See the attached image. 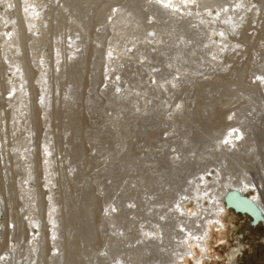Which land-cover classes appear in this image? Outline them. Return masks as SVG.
<instances>
[{
	"label": "rangeland",
	"instance_id": "rangeland-1",
	"mask_svg": "<svg viewBox=\"0 0 264 264\" xmlns=\"http://www.w3.org/2000/svg\"><path fill=\"white\" fill-rule=\"evenodd\" d=\"M49 1L41 0L44 7L42 17L47 12ZM92 1L96 0H65V10L59 6L54 7L51 16L47 15L44 25L41 24L40 39L29 40L22 36L23 52L16 54L24 59L27 84L32 81L31 93L35 100L32 104L28 98L26 103L29 105L27 121L30 120V126L34 127V131H31L35 145L30 149L34 150L32 159L36 171L32 185L40 203L38 220L41 229L34 227V231L44 241H54L58 237L64 239L60 251L53 248L55 243L52 240L49 244L46 243L42 249V263L170 264L175 259L176 252V247L170 242H166L164 248L152 244L143 245L144 240L148 242L154 237L151 230H156L154 223L161 218L159 210L167 208L183 192L191 191L190 183L197 181L202 174H216L217 170H221V179L236 180L247 169L259 172V167L264 164V18H260L262 25H258L256 30L251 28L256 26V22L245 21V26L244 22L237 23L235 27H238L233 28L230 33L234 47L221 53L223 59L215 58L218 51L206 43L209 26L196 25L195 29L199 28L197 34L186 23L176 24L172 18L167 19L169 25L167 24L165 34L163 33L167 38L164 42L160 41V45L165 44V49H156L158 52H153L150 60L139 59L137 56L132 59L142 63L146 60L160 67L166 65L167 68L172 62L175 66L170 67L171 74L174 71L183 74V82L175 92L166 88L171 81L170 74L159 89H143L144 83L141 80L151 78V83H155L152 76L145 75L149 67L138 68L136 65L139 64L133 65L129 62L126 78L115 76L117 84L106 86L112 74H107L105 49L94 52L89 57L78 58L75 62L69 61L74 70L68 73H63L55 66L49 68L48 63H45L47 84L50 85L46 84L44 92L38 83L40 67L43 68L44 65L39 60L40 56L45 54L46 61L51 62L49 54L54 47L51 43H56L57 40L62 43L65 53L69 54L70 49L67 46H71L70 38L66 39V43L63 41L69 33L67 26L72 24L73 27L81 28L90 22V17L94 14L91 9L97 3L93 4ZM123 4H127L124 5L126 10L130 8L132 17L133 14H141V18L148 16V19L151 16L148 13L152 7H149L150 10L144 7L142 9L138 0H131L130 5L127 1ZM109 12L111 11H105V14ZM157 14L160 18L163 17L160 11ZM248 15L254 18L260 16V12L256 9L249 10ZM105 17L109 16L101 15L94 20L99 22ZM134 18L132 22L136 23ZM190 20H193L191 16L184 18V22ZM132 22H127L123 34L126 41L120 46L128 45L125 42L129 43L133 32L135 24ZM30 32L31 29L28 28L27 34ZM73 35L77 36L75 33ZM142 36L140 34L136 39L140 40ZM172 37L180 42H169ZM190 37L195 38V45L193 42L187 49L182 48V42ZM93 38L99 39L100 43L106 39L111 40L107 33L99 32ZM100 43L90 40L91 45L96 44L103 48ZM34 53L39 55L35 56ZM2 60L5 58L2 57ZM121 65L123 68V64ZM117 67H113L112 71H116ZM13 77L12 71L0 66V88L3 79L8 82ZM103 80L104 83L101 84ZM121 83L122 86L118 87ZM181 103L183 109L178 111ZM1 106L2 104L0 108ZM45 107L48 115L44 113ZM11 121L12 125L15 120ZM24 123L20 133L10 137L9 141V148L15 147L13 149L19 154L21 152L20 155H23L21 148L30 144L25 141L28 134L25 129L30 126L29 123L26 126V121ZM233 124L245 130L247 144L243 143V152H221L219 144L222 133ZM14 140L21 144L17 145ZM45 142L52 146L50 154L55 158L51 168H47L43 160ZM10 151L11 155L15 153L14 150ZM174 158L177 161L172 163ZM16 159H12L13 162ZM21 159L26 164L23 156ZM0 161L3 163L2 156ZM14 169L18 172L14 176L17 186L16 207L22 216L23 210L28 208L25 200L32 197L19 184V178L23 176L18 170H21V166L18 164ZM23 169L25 171L26 167ZM5 172L6 169H3V175ZM46 172L51 178L52 194L47 193L50 190L47 189ZM3 180L7 182L6 178ZM53 204L54 220H50L49 208ZM231 210L224 217L228 226L227 241L213 243L217 236L215 229L211 240L212 253L221 257H215L214 261L206 260L205 264H264V223L254 225L250 217ZM23 232L24 226L21 225L18 234L21 247L16 255L19 258L14 261L28 264L31 252L28 253L29 246ZM233 250H237L235 261H230L228 255ZM48 251L51 254L59 252V256L52 260L46 257ZM36 262L34 259L31 263ZM189 263L194 264L191 259Z\"/></svg>",
	"mask_w": 264,
	"mask_h": 264
},
{
	"label": "bare ground",
	"instance_id": "bare-ground-1",
	"mask_svg": "<svg viewBox=\"0 0 264 264\" xmlns=\"http://www.w3.org/2000/svg\"><path fill=\"white\" fill-rule=\"evenodd\" d=\"M122 1L124 0L92 1L93 4L94 2L97 3L91 9L94 12V14L93 17H90L91 20L90 22L86 23V25L82 26L81 28L73 27L72 24H68L67 28L69 29L68 30L69 33L65 35L66 37L63 38V41L64 43H66V41H68L66 39L68 37L70 38L69 43L71 44V46H67V47L70 49L69 54H71V56H69L68 53H65L64 51L65 48H63L62 43L57 40V37H55L56 38L55 40L57 41L56 43H51V45L54 44L53 45L54 47H52L51 54H49V57H51L49 60H51V62L46 61L47 58H45V54L40 56L39 59L44 65L43 68L40 67L41 76L38 78L39 81L38 83L41 85L40 87H42L44 92L46 90L45 87L47 85H50L47 84L48 75L46 74L47 67L45 66V63H48L47 65H49V68L50 66L52 67L55 66V68H58L60 71H63V73L64 72L68 73L71 70H74L70 62L72 61L75 62L74 60L78 58H82L86 56L89 57L93 55L94 52L100 51L102 49L106 50L105 62L107 63L106 66L107 74L108 75L112 74L111 78L107 81L106 86H110L111 84L114 85L117 84L115 76H118L119 78H122L123 76L126 78L127 74L129 73L127 71L128 70L127 62H129V64H133V65L139 64L136 65L138 68L142 66L149 67V70L148 72H146L145 75L152 76L154 78L155 83L154 84L151 83L150 81L151 78L149 80L148 79L141 80V82L144 83L143 89L145 90L154 89V88L159 89L160 87H162V82L164 81V79H166V76L170 74L172 75L171 81L166 85V88L170 92L171 91L175 92L183 82L182 81L183 74H181L179 71H174L172 72V74L170 72L171 69L170 67H173L175 65L172 62H170L169 63L170 67L167 68L166 65L160 67V65L158 64H152L146 61L153 58L152 57L153 52L154 53L158 52V51L156 52V49H159V51L165 49L164 46L165 44L160 45V41L164 42L167 38L166 36H164L165 27L167 26V24L169 25L167 19L172 18L173 22H176V24L186 23L187 24L186 26L194 29L193 32L197 34L199 32V31L197 32L199 28L196 30L195 29L196 25L204 24L206 26H209V31H208L209 36L206 39V43H209V46H211L212 49L218 51V54L215 55V58H219V57L222 58L221 53L224 50L227 49L229 51V49H233L234 47V45L231 44L233 39L230 37V33H232L233 28L238 27V26L235 27L237 23L243 24L244 22L243 26H245V21L256 22V26L251 27L252 29L256 30L258 25H262L260 23V18H264V0H138V4L139 3L142 4V9L144 7L147 8V10H150L149 7H152V9L148 13L149 15H151L149 18L151 19V21H149V19L147 18L148 16L141 18L140 16L141 14H137V15L133 14L134 16L132 17L131 14L132 11L130 10V8L126 10V7L124 5L127 4H123L125 1H127V3L129 2L128 5H130L131 0H125L124 2ZM49 2L50 3L47 7L49 9L46 8L47 12L45 16L42 17L41 12H43L42 8L44 7H42L41 5V0H0V66L1 67L3 66L5 70H9L14 73V77L9 78L8 82H5L6 80L2 78L3 80L1 82V88H0V91H2V94L0 95V100H2V103L0 101V104H2L0 108V143H1L0 156H2L3 159V163L0 161V204L2 207L1 208L2 214L0 215V223L2 222V224H0V264H24V263L27 264L26 262L24 263L16 262L17 259L19 258L16 255L19 253L21 247L18 238L19 229L21 225L24 226L23 233L26 235L25 239L28 242V246H29L27 247L28 253L31 252L30 263L28 264H32L31 262L34 259L37 260L35 264H44L42 263V259H41L43 255L42 249L44 248L46 243L49 244L51 240L53 241V239H48L44 241L42 236L40 234H36V232L34 231V227H38L39 229H41L38 220L40 203L36 195L37 193L35 194V189L32 185V179L34 178L36 171V168L33 167L34 164L32 159L34 157V150L30 149L31 146L35 145V143H33L34 134L32 133V131H34L33 130L34 127L32 128L30 126L31 124L29 123L30 120L29 122L27 121L29 118L28 115L29 105L26 103H28L27 102L28 98L29 101H32V104L33 102H35V100H34V96L32 98V93H31L32 92L31 85H33L32 81L30 84H27L28 76H26L27 70H26V65L24 63V59L19 55L16 56V54L23 52L21 51L23 50L22 36L28 37L29 40L40 39L41 36L40 30L42 31L41 24H43L47 20L48 18L47 15L51 16V11L53 10V8L56 6H59L61 7V9L64 10L67 8L65 0H50ZM255 9L259 10L260 16L253 18L252 16L248 15V11ZM108 10L111 12L105 14V11ZM159 11L163 14V17L161 18L159 17V14H157V12ZM101 15H106L109 17L108 18L105 17L99 22L97 20L96 21L94 20V18L100 17ZM190 16L193 18V20L184 22V18ZM132 18H134L136 23L132 22ZM87 19H89V17ZM127 22L130 23L132 22V24L133 23L135 24L132 29L133 32L131 33L129 43L125 42V44L128 45L120 46L121 43L126 41V38L124 39L123 34H124V30H126ZM230 22L233 24H231ZM28 28L31 29L29 35L27 34ZM184 30L186 29L184 28ZM235 30L237 29H234V31ZM96 32L107 33V37L111 40L107 41L106 39L105 41L103 42L101 41L100 43L98 41L99 39L98 40L97 38L94 39L96 36L93 38V35ZM73 33H75L77 36L74 37ZM140 34L143 35L142 38L140 40L136 39V37L139 36ZM53 35L56 36V34ZM90 40L96 41V44L99 43L103 44L104 47L103 48L97 47L96 44L91 45ZM176 40L177 39H174L173 37L169 38V42L172 41L180 42V40L178 41ZM143 41H146V43ZM151 42L153 43V45H151L152 44ZM193 42H194L193 45H195L196 40L193 37H190L189 39H185V41L182 42L183 44H185V46L182 44L183 46L181 45V47L182 48L186 47L187 49V46L192 44ZM141 51H146L147 53L142 54L140 53ZM34 55L38 56L39 54L37 55L36 53H34ZM134 56L139 57V59H146V60L143 63L140 62L139 60L135 61L132 59ZM2 57L5 58V60H2ZM224 63H226L225 58H224ZM121 64H123V68ZM116 66H118L117 70L112 71V68ZM177 67L179 66L177 65ZM34 73L36 74L38 72H34ZM129 77L130 79H133L131 76ZM103 83L104 80L101 82V84ZM206 83L208 82L206 81ZM256 83L258 84L259 82ZM121 86L122 83L118 85V87ZM46 105L47 104H45V106ZM7 106H9V108H7ZM182 107L183 104L181 103L178 108V111L183 109ZM46 109L47 107H45V109L43 108V110H45L44 113L49 114V112ZM145 111L147 110L145 109ZM227 112L229 113V111ZM11 120H15L12 125L10 123L12 122ZM25 121H26V126L28 123L30 126V127L27 126V129H25V131L28 133L26 136L27 140L25 141H29L30 144H26L24 147L21 148L23 155H20L21 152L19 154V152L18 153L15 152L16 149H13L15 147L9 148V141H10V137L12 138L15 137L16 134L18 135V132L21 131L22 127L25 124L24 123ZM34 122L36 123L37 121ZM26 126L24 128H26ZM244 133L245 130H243V128H241L238 125L233 124L228 126L227 130H225L222 133L223 135L220 138L221 139V142L219 144V147L221 149L220 151L236 152L242 150L243 143L247 141L246 139L247 136L244 138ZM16 141L14 140V142ZM18 144L20 145L21 143ZM47 144L49 143L45 142L44 144L45 147H44L43 160L45 166L47 168H51L52 167L51 164L55 158L54 155L50 154L52 151L51 149L52 146L50 147ZM11 146L12 145H10V147ZM10 150H12V152L14 150L15 153L11 155ZM20 156L21 157L23 156V158L26 161V164L22 163L21 161L22 159ZM14 158H17L16 159L17 161L13 162L12 159ZM176 161L177 160L174 158L172 159L171 162L174 163ZM39 162L41 161L39 160ZM18 164L21 166V170L18 169L19 173L23 174L22 178H19L20 179L19 184L22 186L23 190H27L25 191L27 195L32 197L31 199L27 198L25 200L26 204L28 205L27 206L28 208L25 211L23 210V213L21 214L22 216L19 215L20 211L17 210L16 207L17 198L15 196V191L17 189V186L16 183L14 182L15 181L14 176L18 172L17 169H14V166H17ZM36 166H38V164H36ZM23 167H26L25 171H23L24 170ZM3 169H6L4 175L2 173ZM259 169H260L259 172L255 170L250 171L249 169H247L246 170L247 172H245L239 179L236 180L221 179L219 175V172L221 170L220 171L217 170L216 174L212 173L208 175L207 174L208 172L202 174L201 177L197 179V181H193L190 183L191 191L187 190L186 192H183L178 197H176L173 200L172 204H170L167 208H162L161 210H159L161 218L156 220L154 223L156 225L155 226L156 230H151V232H154V237L152 238L151 236L152 239H150L149 237L148 239L150 240L148 242H146L147 240L146 241L144 240L143 245L152 244L154 246L164 248V246H166V242H170L173 245V247H176L175 248L176 252H174L175 259L171 261L170 264H190L189 263L190 259L193 261L194 264H205L206 260L214 261L216 260V258L219 259L221 257L220 255L217 254L214 256V253H212L213 247L211 240L215 229L217 231V236H215L213 243L214 242L225 243L227 241L226 239H227L228 226L224 219L225 214L230 212V209H232L231 211L233 213L235 212L242 213L246 217L248 216L252 219V216L249 213L236 211L234 208L226 206L224 200L226 192L229 189L237 188L242 190L246 194L250 193L249 196L258 203L264 214V164L263 166L259 167ZM46 175H47L46 183L48 185L47 186L48 188L47 187L46 188L50 190L47 193L52 194L51 178H49L48 173ZM4 178H6L7 182H3ZM53 206L54 204L49 208L50 220H54ZM49 210L47 209L46 211ZM262 222L264 223V218L258 224L260 223L262 224ZM54 224L53 226L55 227ZM50 230L53 229L51 228ZM55 232L57 231L55 230ZM53 242L55 243V247L53 248H57L58 251H60V249L62 250V246H63L62 243L64 242L63 238L60 239L58 237ZM236 251L237 250H233L228 255V259L230 261L231 260L235 261L234 256L236 255ZM200 252H202V255H200ZM58 256H59V252L57 254H51L50 252L49 254L46 253V257L51 258L52 260L57 258ZM103 262H105V260H103ZM50 264L52 263L50 262ZM95 264H101V263L95 262ZM120 264H123V262H121Z\"/></svg>",
	"mask_w": 264,
	"mask_h": 264
},
{
	"label": "water",
	"instance_id": "water-1",
	"mask_svg": "<svg viewBox=\"0 0 264 264\" xmlns=\"http://www.w3.org/2000/svg\"><path fill=\"white\" fill-rule=\"evenodd\" d=\"M224 200L227 207H233L236 211L249 213L252 216V224L254 225L264 218V214L258 203L240 189H229L225 194ZM1 208L0 204V215L2 214Z\"/></svg>",
	"mask_w": 264,
	"mask_h": 264
}]
</instances>
